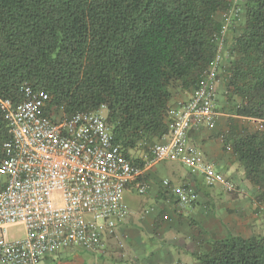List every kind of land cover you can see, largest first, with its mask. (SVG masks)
Here are the masks:
<instances>
[{
    "label": "trees",
    "instance_id": "16d2710c",
    "mask_svg": "<svg viewBox=\"0 0 264 264\" xmlns=\"http://www.w3.org/2000/svg\"><path fill=\"white\" fill-rule=\"evenodd\" d=\"M225 8L226 0H0V97L19 103L29 87L52 95L68 117L106 109L126 155L148 152L168 134L170 88L193 92L217 62L224 26L215 15ZM234 40L225 93L240 100L238 125L223 139L263 204L264 0H246ZM242 120L261 128L247 130ZM8 138L0 111V156ZM197 260L264 264V234L230 235Z\"/></svg>",
    "mask_w": 264,
    "mask_h": 264
},
{
    "label": "built area",
    "instance_id": "2783aa9c",
    "mask_svg": "<svg viewBox=\"0 0 264 264\" xmlns=\"http://www.w3.org/2000/svg\"><path fill=\"white\" fill-rule=\"evenodd\" d=\"M217 63L186 101L169 107L168 134L142 164L116 143L102 111L68 117L52 105V95L29 87L19 103L0 97L9 133L0 156V264H46L61 251L99 253L130 215L126 190L161 163L178 162L208 186L234 192V183L206 165L190 140L194 129L214 130L220 116ZM162 188L178 205H198L191 183L164 179ZM147 190L142 182L137 193ZM13 227H23L24 235L11 238Z\"/></svg>",
    "mask_w": 264,
    "mask_h": 264
},
{
    "label": "crops",
    "instance_id": "0c3cea01",
    "mask_svg": "<svg viewBox=\"0 0 264 264\" xmlns=\"http://www.w3.org/2000/svg\"><path fill=\"white\" fill-rule=\"evenodd\" d=\"M170 92L172 108L192 93L179 85L172 86ZM229 124L220 113L214 130L194 129L190 140L202 152L206 165L234 183V192L223 185L208 186L201 174H192L178 162L158 164L126 190L130 215L99 253L61 251L46 264H199L197 258L208 253L214 242L241 236L252 209L259 204V190L247 181L237 155L224 142ZM146 154L142 150V162ZM131 157L136 159L132 153ZM164 179L174 186L193 184L200 193L198 205H178L163 190ZM142 182L148 190L139 196L137 188Z\"/></svg>",
    "mask_w": 264,
    "mask_h": 264
},
{
    "label": "rangeland",
    "instance_id": "374dc122",
    "mask_svg": "<svg viewBox=\"0 0 264 264\" xmlns=\"http://www.w3.org/2000/svg\"><path fill=\"white\" fill-rule=\"evenodd\" d=\"M245 10L246 0H226V8L217 12L215 20L222 23L224 31L221 34L215 35V40L219 43L217 68L215 70V78L217 80V112L224 114V118L228 123L234 122L237 124V119L234 118L235 107L239 104L238 98H233L232 95L226 94L225 83L227 80V69L232 60L233 51L235 47V37L240 34L245 24ZM104 115L107 116V110H101ZM226 116V117H225ZM236 120V121H235ZM240 124V123H239ZM238 125V124H237ZM241 125L247 130H254L261 128L259 122L242 120ZM158 142V141H157ZM133 158H142V148L134 150L132 152ZM141 196V195H139ZM246 223L247 229L242 232L241 236L244 238H250L252 236H258L264 234V203L258 204L257 207L252 209L251 220L248 218ZM24 235L23 227L11 228L9 230V236L11 238L22 237Z\"/></svg>",
    "mask_w": 264,
    "mask_h": 264
}]
</instances>
